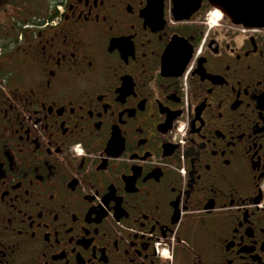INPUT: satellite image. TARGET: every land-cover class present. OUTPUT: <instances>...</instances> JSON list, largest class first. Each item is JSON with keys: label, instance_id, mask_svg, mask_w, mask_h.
<instances>
[{"label": "flooded vegetation", "instance_id": "obj_1", "mask_svg": "<svg viewBox=\"0 0 264 264\" xmlns=\"http://www.w3.org/2000/svg\"><path fill=\"white\" fill-rule=\"evenodd\" d=\"M175 3L0 0V264H264V28Z\"/></svg>", "mask_w": 264, "mask_h": 264}, {"label": "water", "instance_id": "obj_2", "mask_svg": "<svg viewBox=\"0 0 264 264\" xmlns=\"http://www.w3.org/2000/svg\"><path fill=\"white\" fill-rule=\"evenodd\" d=\"M184 0H176V11L183 9L181 18H187L202 0L194 5L182 6ZM214 8L230 19L232 23L248 28H264V0H207ZM178 13V12H177ZM174 45V44H173ZM169 48L168 53L173 49Z\"/></svg>", "mask_w": 264, "mask_h": 264}]
</instances>
